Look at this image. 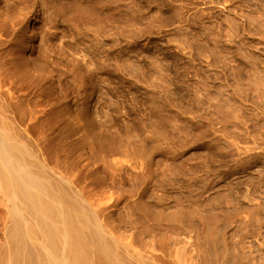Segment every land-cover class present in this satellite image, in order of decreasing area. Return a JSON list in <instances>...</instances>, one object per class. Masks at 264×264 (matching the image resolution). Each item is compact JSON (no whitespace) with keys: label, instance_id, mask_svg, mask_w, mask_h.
<instances>
[{"label":"bare ground","instance_id":"6f19581e","mask_svg":"<svg viewBox=\"0 0 264 264\" xmlns=\"http://www.w3.org/2000/svg\"><path fill=\"white\" fill-rule=\"evenodd\" d=\"M49 2L0 0V264H193L184 240L196 228V201L185 219L180 193L194 179L179 185L178 167L171 168L178 151L166 147L161 125H153L155 135H145L144 120L136 130L138 119L122 117L110 125V117L85 113L83 46L73 53L70 45L57 50L48 31L58 17L77 25L83 10L68 12L58 3L46 16ZM43 17L49 24L40 35L33 24ZM248 75L250 81L258 74ZM97 92L91 107L107 95ZM111 101L105 103L110 109ZM215 150L231 157L226 175L264 160L260 147L223 150L217 142ZM84 159L91 168L84 182L100 185L90 200L83 191ZM246 192L244 199L257 204L241 207L258 214L244 220L246 233L262 236L264 176ZM199 222L213 264H264V251L255 249L260 260L254 248L247 260L229 252L227 222Z\"/></svg>","mask_w":264,"mask_h":264},{"label":"rangeland","instance_id":"374dc122","mask_svg":"<svg viewBox=\"0 0 264 264\" xmlns=\"http://www.w3.org/2000/svg\"><path fill=\"white\" fill-rule=\"evenodd\" d=\"M58 3L66 10L68 6V12L83 10V21L77 25L58 17V24L52 26L55 31H48L57 50L63 45H70L68 51L83 46V102L89 104L85 113L96 116L97 112L103 120L110 117L109 124L122 117L138 119L132 124L136 130L139 120H144L149 123L143 125L145 135H155L154 126L161 125L166 147L178 151L171 168L178 167L179 185L194 179L191 188L183 187L180 193L184 218L194 201L198 216L194 233L184 240L187 257L193 251V264H213L200 218L207 223L227 222L229 252L244 260L254 254L260 260L256 250L264 251V224L262 236L250 228L253 235H247L244 220L257 219L258 214L241 206L257 204L244 196L252 182L264 176V160L253 164L254 169L226 175L231 157L216 152L215 144L219 142L223 150L264 148V84L260 83L264 82V0H51L46 16ZM48 24L44 18L33 25L41 35ZM131 63L138 68L132 70ZM251 72L261 77L255 80L262 89L257 81H249ZM98 89L107 99L91 107ZM110 101L112 109L105 104ZM85 159L83 182L91 169ZM83 184L87 197L83 195L90 200L100 185Z\"/></svg>","mask_w":264,"mask_h":264}]
</instances>
